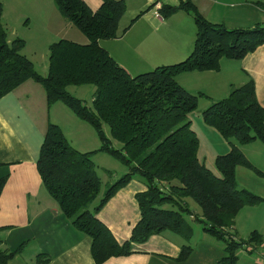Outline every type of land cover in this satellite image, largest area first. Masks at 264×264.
<instances>
[{"label":"trees","instance_id":"1","mask_svg":"<svg viewBox=\"0 0 264 264\" xmlns=\"http://www.w3.org/2000/svg\"><path fill=\"white\" fill-rule=\"evenodd\" d=\"M53 1L60 14L83 32L87 42L82 44L69 38L51 42L48 74L41 73L35 69L33 60L21 53L24 39L19 36L9 39L0 1V97L31 78L45 87L48 106L60 100L95 127L101 146L87 151L73 146L60 124L50 121L36 159L41 180L64 215L77 229L91 236L92 258L100 263L110 255L129 254L133 240L144 241L151 233L165 229L186 239L177 255L184 260L192 249L188 242L194 234L191 218L198 217L186 200L190 196L202 208L199 218L203 220V229L227 242V253L220 261L232 264L237 256L235 248L244 242L232 237L236 233L232 232L235 213L246 203L256 204L263 199L240 187L234 170L236 164H245L260 171L239 145L256 138L264 141V106L256 98L254 79L250 78L232 86L228 96L209 102L201 110L204 121L218 128L231 143L227 152L215 158L220 169L217 175L200 160L197 154L200 141L190 125L189 113L197 108L202 93L188 91L176 76L192 69L218 70L220 58L240 59L252 52L264 43V24L228 27L210 22L191 0H179L174 5L162 3L161 16L172 15L178 9L193 16L197 28L194 46L186 58L176 63L156 65L135 75L121 67L107 48L99 44L101 38L120 35L118 23L127 8L124 0H100L96 9L85 0ZM154 5L151 2L147 10ZM83 83L96 86L90 107L66 89L70 84ZM104 122L108 123L111 136L103 132ZM112 138L118 139L120 146L112 145ZM97 149L110 152L128 167L101 194L102 178L96 160L91 157ZM133 175L148 186L135 192L140 218L133 225L131 236L120 243L96 213ZM5 178L6 174L0 176V192ZM21 244L15 249L0 246V264H7Z\"/></svg>","mask_w":264,"mask_h":264},{"label":"crops","instance_id":"2","mask_svg":"<svg viewBox=\"0 0 264 264\" xmlns=\"http://www.w3.org/2000/svg\"><path fill=\"white\" fill-rule=\"evenodd\" d=\"M191 1L212 23L221 22L235 28L264 24V0ZM23 2L31 11L25 22L30 17L38 21L45 34L56 37L53 41L69 38L82 44L87 42L83 32L68 27L70 21L60 14L53 0ZM151 2L143 0L140 7L146 9ZM154 9L151 7L141 13L119 36L99 40V44L107 48L110 56L130 74L150 71L156 65L176 63L186 58L194 46L197 28L190 13L178 9L172 15L159 17ZM220 65L218 70L192 69L179 72L176 76L188 91L202 93L197 102L201 108H194L189 116L190 125L197 131L200 141L197 154L200 158V152L203 154L200 160L204 164L213 161L215 165L217 155L227 152L231 145L218 128L204 121L201 110L209 102L228 96L232 86H239L252 78L256 98L264 106V43L240 59L220 58ZM44 89L39 82L27 78L0 97V176L7 175L0 192V246L15 249L22 243L18 252L8 258L7 264H229L225 260L220 261L227 253L224 238H219L225 242L222 244L211 232L193 234L188 239L192 249L188 257L180 260L177 255L186 239L176 231L165 229L151 233L144 241L133 240V250L129 254L110 255L100 263L95 261L90 252L91 236L77 229L64 215L57 199L43 184L36 167L46 126L50 121L59 123L60 127L63 125L56 115L59 111L77 126L85 122L72 109L62 108L58 101L48 106ZM65 135L78 149L91 151L97 148L81 139L77 144ZM239 146L260 171L249 165L236 164L234 174L238 185L263 196V199L256 204L246 203L235 213L232 232L235 230L236 233L232 237L241 238L244 242L235 248L237 256L232 264H263L264 141L256 138ZM214 173L219 175L220 171ZM147 186L138 175H133L127 184L110 195L96 213L101 221L108 224L120 243L131 236L132 227L140 218L141 209L135 192L143 191Z\"/></svg>","mask_w":264,"mask_h":264},{"label":"rangeland","instance_id":"3","mask_svg":"<svg viewBox=\"0 0 264 264\" xmlns=\"http://www.w3.org/2000/svg\"><path fill=\"white\" fill-rule=\"evenodd\" d=\"M3 5V14H2V22L6 24V27L8 28V35L9 39H12L16 36H19V38L24 39V46L22 48V54H25L28 56L31 60L34 62V67L37 71L48 74V54H49V44L53 42L54 38L56 37H49L47 34L44 33V30L39 27L38 21H36L33 18H29L27 23L25 22L28 16V13H30V9L26 8V3H24V0H0ZM125 4L127 5L126 10L124 11L123 16L121 17V23H118V31L122 34V30L131 22H135L137 20L138 15L143 13L147 8L140 7L143 5V0H124ZM178 0H160L162 3H168L170 5L176 4ZM223 1L224 0H220ZM90 6L94 7L95 9L98 8V4L100 0H88L86 1ZM55 7L56 4L54 3ZM58 10V8H57ZM144 10V11H143ZM182 13V12H181ZM189 13V12H188ZM64 17V16H63ZM66 19V18H65ZM194 19V18H193ZM67 20V19H66ZM69 21V20H68ZM121 26V27H120ZM69 28H72V30L79 32V30L71 25H68ZM63 30H69L66 28H63ZM70 31V30H69ZM73 32V31H72ZM81 33V32H79ZM67 35V34H66ZM69 36V35H67ZM51 38V39H50ZM53 38V39H52ZM51 40V41H50ZM49 43V44H48ZM95 84L89 83V84H76V85H68L67 90L68 92L75 97H79L83 99V102L88 107L92 106L91 100L93 99V91H94ZM62 108L64 109H70L65 103L63 104L58 100V102ZM201 108V105L198 103L197 108ZM71 110V109H70ZM72 111V110H71ZM56 114L55 112L53 113ZM60 122L63 123V125L60 127L61 130L67 134L69 137H71L74 142L79 144L78 140L81 139L89 146L92 145V147H99L101 146V141L99 139V135L95 129V127L92 125V123H89L88 121H85L82 119L83 122H80V124L85 125H78L70 120L67 116L64 115V112L59 111L58 114H56ZM103 132L107 135H110L109 132V126L107 122L103 123ZM112 145L115 147L120 146V141L117 139L112 138ZM201 158H203V154L200 152ZM91 157L96 160L97 164V171H99L100 176L102 178V186L100 187V194L106 189V187L110 184L111 181H114L120 174L127 172L128 167L127 165L118 157H114L110 152L107 151H101L99 149L92 152ZM210 165L214 169V171H219V169L214 165L213 161L209 162L206 161L205 165ZM208 165V166H209ZM108 168V170L106 169ZM189 201L190 208L193 212H196L198 217L196 219L191 218L192 220V227H194L195 230V236L198 234V232H201V234L210 232H205L203 227V220L199 218V215L201 213V206L194 200L190 198V196L187 197ZM197 209L198 211H194ZM212 234V233H210ZM212 236V235H211ZM216 238V237H214ZM216 241H219L220 243L224 244L225 242L221 239H216Z\"/></svg>","mask_w":264,"mask_h":264},{"label":"built area","instance_id":"4","mask_svg":"<svg viewBox=\"0 0 264 264\" xmlns=\"http://www.w3.org/2000/svg\"><path fill=\"white\" fill-rule=\"evenodd\" d=\"M152 2L155 4L154 7V12L157 16L162 17L159 13V9L162 7V3L160 2V0H152ZM264 264V263H263Z\"/></svg>","mask_w":264,"mask_h":264}]
</instances>
